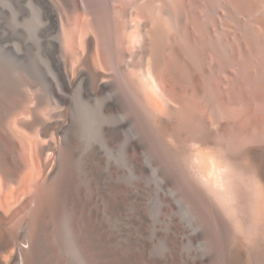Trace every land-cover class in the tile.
<instances>
[{
  "label": "bare ground",
  "instance_id": "obj_1",
  "mask_svg": "<svg viewBox=\"0 0 264 264\" xmlns=\"http://www.w3.org/2000/svg\"><path fill=\"white\" fill-rule=\"evenodd\" d=\"M23 3L0 7L22 36L0 39V264H181L182 239L184 264H264V0Z\"/></svg>",
  "mask_w": 264,
  "mask_h": 264
},
{
  "label": "rangeland",
  "instance_id": "obj_2",
  "mask_svg": "<svg viewBox=\"0 0 264 264\" xmlns=\"http://www.w3.org/2000/svg\"><path fill=\"white\" fill-rule=\"evenodd\" d=\"M23 1L24 0H0V7L8 9L10 5H16L17 7L22 9L24 5ZM20 18H22V15H20ZM0 36H1L0 37L1 40H6L9 44H11L12 42L20 41L19 39L22 38L20 32L17 31L14 32L13 21L10 19L9 16H4L3 18L0 19ZM94 149L99 152V155L102 159L105 158L101 149H99L98 147H95ZM112 167L116 168L120 172L122 171L123 173V169L119 167L117 164L113 165ZM100 170L105 172V169L103 168L102 164ZM131 182L138 184L141 188L145 187L149 190L146 204L143 200L144 191L138 194L139 206L146 215L147 225L149 228L150 224L152 223L153 217L150 215L151 209L150 208L148 209V207L152 206L151 208H154L153 205L156 204V202L154 201L156 194L159 193L158 191H161V189L157 186L155 179L148 176L147 170L144 174L139 175L138 178L137 177L133 178ZM121 183L126 185L125 181H121ZM152 203L154 204L152 205ZM156 214L157 215H155L156 218L154 221V225H156L157 229H159L164 234L166 221L168 220L167 211L161 209V211L156 212ZM149 240L151 239L149 238ZM189 257H194V258L200 257L199 249L196 247V245L193 242H189L187 239H182L178 246V258L181 261V264H184L185 258L189 259Z\"/></svg>",
  "mask_w": 264,
  "mask_h": 264
}]
</instances>
